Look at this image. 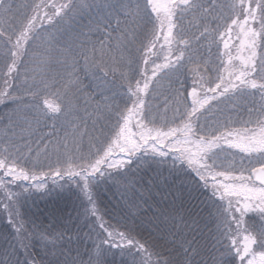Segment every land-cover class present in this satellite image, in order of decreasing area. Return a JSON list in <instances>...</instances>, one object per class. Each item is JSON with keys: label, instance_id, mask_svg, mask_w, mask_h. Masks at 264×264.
<instances>
[{"label": "snow or ice", "instance_id": "snow-or-ice-1", "mask_svg": "<svg viewBox=\"0 0 264 264\" xmlns=\"http://www.w3.org/2000/svg\"><path fill=\"white\" fill-rule=\"evenodd\" d=\"M0 106V264H264V0H0Z\"/></svg>", "mask_w": 264, "mask_h": 264}, {"label": "trees", "instance_id": "trees-1", "mask_svg": "<svg viewBox=\"0 0 264 264\" xmlns=\"http://www.w3.org/2000/svg\"><path fill=\"white\" fill-rule=\"evenodd\" d=\"M59 2V0H58ZM53 103H58V99L53 95L49 97ZM3 112L2 106H0V113ZM43 179V178H41ZM53 179L57 180L59 183H64L63 180H60L58 177H48L47 184L44 189L40 191L32 190L31 194L25 199L23 205L20 209L21 218L25 222V227L30 229L32 228V222L37 224L47 225L50 223L48 217V211L53 207L54 204H68L69 211L72 212V216L75 217L77 212L83 211V206L78 199V193L75 192V189L60 191L54 184ZM26 184L39 183V181H26L22 182ZM168 189L161 186L155 185L152 192L150 193L151 199L147 201L150 205L148 211L149 213L153 212V208L163 209L171 204V197L165 200L163 197L167 195ZM202 198H206L202 197ZM70 202H74L73 204ZM178 206V204H177ZM67 219V217L65 218ZM250 221L251 214L249 218H246ZM58 227H65L66 225L61 223L57 225ZM246 226H248L246 224ZM202 228H205V225L201 224ZM215 229V224L209 220L207 224V228H205V232L207 234L208 230ZM84 231H87L85 228ZM14 234V228L8 223V213L3 210L2 204H0V237L3 235H11ZM145 238H147L145 234ZM4 247L3 240L0 239V249ZM91 251V243L89 241H85L82 245L79 246V252L82 259L87 262L88 256L87 252ZM179 251V249H177ZM17 256L21 261H24L26 258H35L40 259V256H43V252L41 250V246L39 242H34L31 244L26 250L23 248H18ZM2 259V257H0ZM60 259H63L61 257ZM108 264H131V257H121L119 254L110 255L108 258ZM155 259V257H153ZM229 260L232 264H239V261H235V257H229Z\"/></svg>", "mask_w": 264, "mask_h": 264}]
</instances>
